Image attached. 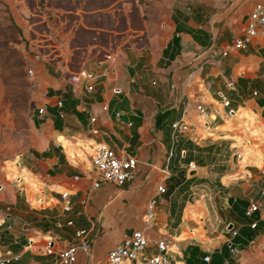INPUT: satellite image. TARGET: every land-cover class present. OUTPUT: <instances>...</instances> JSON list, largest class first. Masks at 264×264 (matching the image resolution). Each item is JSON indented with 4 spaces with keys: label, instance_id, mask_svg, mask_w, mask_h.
I'll use <instances>...</instances> for the list:
<instances>
[{
    "label": "crops",
    "instance_id": "crops-1",
    "mask_svg": "<svg viewBox=\"0 0 264 264\" xmlns=\"http://www.w3.org/2000/svg\"><path fill=\"white\" fill-rule=\"evenodd\" d=\"M5 2L37 39L41 90L25 147L0 154V257L19 256L5 264H61L56 251L78 229L91 246L73 264L104 262L137 229L148 239L140 260L162 241L169 264H264V209L244 215L264 192V34L222 54L264 0ZM81 70L93 77L73 82ZM97 141L136 158L133 180L93 187Z\"/></svg>",
    "mask_w": 264,
    "mask_h": 264
},
{
    "label": "built area",
    "instance_id": "built-area-1",
    "mask_svg": "<svg viewBox=\"0 0 264 264\" xmlns=\"http://www.w3.org/2000/svg\"><path fill=\"white\" fill-rule=\"evenodd\" d=\"M48 1V0H44ZM51 1H63V0H51ZM57 12H64L61 7L56 8ZM256 34H264V2L256 3L249 13L248 20L246 22L245 28L241 35L235 36L231 44L222 52L225 55L228 49H246L252 37ZM85 77L86 79H91L93 74L81 70L71 76L73 82H77L80 77ZM88 90H91L93 86L89 84L87 86ZM222 102L225 106L229 104L226 97H222ZM61 104V102H58ZM197 111L203 116L208 117L209 112L202 103L196 105ZM39 112H43V108L39 109ZM234 111L231 110L229 114H233ZM95 119L92 118V121ZM172 127L175 131L185 133L188 127L181 120L175 122ZM92 147V163L95 167L96 178L93 181V187H98L101 182L113 183L116 185H121L126 181H131L137 174V160L135 157L118 153L105 141H97L91 145ZM191 168L194 164L189 163ZM264 173V168L262 169ZM166 186L160 183L156 186L153 194L149 198L146 204L145 218L147 221H153L156 218L157 211V197L164 194ZM62 196L64 198L68 197L67 192H63ZM264 209V192L260 200L252 201L245 209V215L251 217L254 213L262 211ZM257 221L251 223V227L255 228ZM233 235L236 234L235 231L232 232ZM32 241H30V244ZM148 244V239L146 238L142 230H134L129 236H126L121 242L114 245L107 253L104 262H95L93 264H169V258L167 256V246L165 242H158V253L146 257L140 260V255ZM90 243L86 239V230L78 229L76 231V241L66 248L56 251L59 262L61 264H73L77 259V254L79 252H88L90 250ZM42 252L51 254L54 252L53 242L48 241L47 244L41 249ZM233 254L238 253L236 247L231 249ZM18 255H12L7 257H0V264L8 263L11 259H18ZM205 261L209 260V256L204 258Z\"/></svg>",
    "mask_w": 264,
    "mask_h": 264
},
{
    "label": "rangeland",
    "instance_id": "rangeland-1",
    "mask_svg": "<svg viewBox=\"0 0 264 264\" xmlns=\"http://www.w3.org/2000/svg\"><path fill=\"white\" fill-rule=\"evenodd\" d=\"M14 3V0H10ZM0 0V154L20 152L31 136L30 113L40 96L37 71L32 70L29 46L36 44Z\"/></svg>",
    "mask_w": 264,
    "mask_h": 264
},
{
    "label": "trees",
    "instance_id": "trees-1",
    "mask_svg": "<svg viewBox=\"0 0 264 264\" xmlns=\"http://www.w3.org/2000/svg\"><path fill=\"white\" fill-rule=\"evenodd\" d=\"M175 135L178 136L177 134H175ZM175 135H174V136H175ZM206 148H208V147H206ZM199 149L202 150V149H204V148H200V147H199ZM181 173L184 175V174L186 173V168L183 169V170L181 171ZM170 178H171V177H170ZM175 181L177 182V181H179V179H176ZM167 190H168V189H167V187H166L164 194L167 193ZM244 215H245V211H244ZM256 226H257V225H256Z\"/></svg>",
    "mask_w": 264,
    "mask_h": 264
},
{
    "label": "water",
    "instance_id": "water-1",
    "mask_svg": "<svg viewBox=\"0 0 264 264\" xmlns=\"http://www.w3.org/2000/svg\"><path fill=\"white\" fill-rule=\"evenodd\" d=\"M189 175H192V174H195V173H197V169L196 168H191L190 170H189Z\"/></svg>",
    "mask_w": 264,
    "mask_h": 264
}]
</instances>
